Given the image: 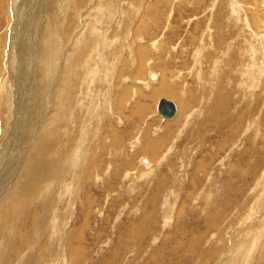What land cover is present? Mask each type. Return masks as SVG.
<instances>
[{
    "label": "rangeland",
    "instance_id": "obj_1",
    "mask_svg": "<svg viewBox=\"0 0 264 264\" xmlns=\"http://www.w3.org/2000/svg\"><path fill=\"white\" fill-rule=\"evenodd\" d=\"M134 1L116 0L121 16L133 4L139 9L128 30L114 18L120 27L113 30L108 12L99 28L106 0H85L78 15L71 0H0V202L37 139L47 133L57 143L42 158L47 179L35 196L0 208V264H264V0ZM94 2L103 5L100 20L84 32L92 18L83 11ZM142 21L147 28L137 38ZM91 38L95 47H84ZM72 48L87 54V66L96 55L99 74L86 75L83 63L67 74ZM149 74L157 79L150 83ZM158 78L176 89L175 98L148 99ZM121 88L130 94L118 109ZM159 98L176 105V118L156 115ZM158 140L154 173L138 178L150 157L140 149ZM90 151L94 176L84 180ZM76 228L80 238L69 240Z\"/></svg>",
    "mask_w": 264,
    "mask_h": 264
},
{
    "label": "bare ground",
    "instance_id": "obj_2",
    "mask_svg": "<svg viewBox=\"0 0 264 264\" xmlns=\"http://www.w3.org/2000/svg\"><path fill=\"white\" fill-rule=\"evenodd\" d=\"M53 0H49V3L48 4H51V2H52ZM73 3H74V7H75V9H77V15H78V11H79V9H81L82 7H83V3H84V1L85 0H71ZM89 1V0H88ZM96 2L98 1V0H95ZM118 1V0H117ZM130 2V0H126V3H129ZM134 1V0H133ZM140 1V0H139ZM159 1L160 0H156V2L157 3H159ZM167 1V0H166ZM111 2V3H110ZM116 2V0H106V4L107 5H109V6H107L108 8H106V7H104V9L105 10H103L104 12H101V11H99L97 8L100 6V8H103V5L102 4H99L98 5V3H95L94 2V4H96L95 6L92 4V6H91V8L85 13V11L87 10H85V11H83V15L85 16V19L86 18H88V17H86V16H88L89 14L91 15L90 17L92 18V20H88V23H87V28H85L84 27V29H83V31L84 32H87L90 28H91V26L89 27V25L90 24H92L91 22L92 21H95V20H100V19H97V17H98V15L100 14L101 16H102V18H101V26L102 27H99V28H102V29H104L105 28V26H106V21H107V17H106V12H108L109 14V24H110V28H112L113 30H115V29H119V25H118V27L116 26V25H114L113 24V20L115 19L116 21H117V19H118V21H122L121 23H123V21L125 22V24H124V27L122 26V27H120V28H123L124 30H128V28L130 27V22H131V20H130V22H129V19H132L133 18V16L132 15H134L135 14V12L139 9V8H134L135 7V4H133L134 5V7H131V6H133L131 3H130V7L131 8H123V15L121 16V12H122V9L121 10H119V11H116V7H113V5H114V3ZM135 2V1H134ZM134 2H132V3H134ZM140 2H142V1H140ZM155 2V3H156ZM172 2V1H171ZM72 3V4H73ZM93 3V2H92ZM117 3L118 4H120L119 2H116V6L118 7V5H117ZM125 3V5H124V7H126V4ZM165 3V2H164ZM167 3V2H166ZM140 4V3H139ZM142 4V3H141ZM141 4L140 5H138V6H141ZM168 4V3H167ZM63 5V4H62ZM129 5V4H128ZM155 5V4H154ZM153 5V6H154ZM49 6V5H48ZM90 6V5H89ZM169 6H170V4H169ZM168 6V7H169ZM113 8H115V9H113ZM120 8V7H119ZM132 8H133V11H130V10H132ZM97 10L100 12H98V15L96 14V12H97ZM126 10V11H125ZM127 12H129V14H130V16L128 15V13ZM107 15V16H108ZM119 17H118V16ZM136 15V14H135ZM117 16V17H116ZM238 16H240L239 15V13H238ZM89 17V18H90ZM100 17V16H99ZM105 17V18H104ZM136 17V16H135ZM144 17V16H143ZM88 18V19H89ZM114 18V19H113ZM123 18V20H121ZM124 18H125V20H124ZM244 18V17H243ZM81 19L83 20V18L81 17ZM141 19V18H140ZM230 19V18H229ZM246 19H247V17H246ZM248 20V19H247ZM127 21V22H126ZM153 21V20H152ZM232 21V20H231ZM53 22H54V20H53ZM108 22V21H107ZM233 22V21H232ZM95 23H97V22H95ZM94 23V24H95ZM99 23V24H100ZM117 23V22H116ZM248 23V22H247ZM94 24H92V26H94ZM108 24V25H109ZM127 24V25H126ZM147 23H145L144 21H142L140 24H139V30L138 29H135V30H138L137 31V33L135 34L136 35V37L137 38H139L140 37V34L139 33H142L141 32V28H142V30L143 29H145V28H147V27H145V26H147L146 25ZM153 24V23H152ZM250 24V23H249ZM252 24V23H251ZM250 24V25H251ZM54 25H55V27H56V23H54ZM107 25V26H108ZM155 25V24H154ZM254 25H256V24H254ZM114 26V27H113ZM72 28V27H71ZM152 28V27H151ZM228 28V27H227ZM91 29H93V28H91ZM123 29H120V30H123ZM52 30V29H51ZM75 30V29H74ZM111 30V29H110ZM229 30V29H228ZM232 30V29H231ZM252 30V29H251ZM90 31V30H89ZM92 31V30H91ZM94 31V30H93ZM98 31H99V29H98ZM103 31L104 30H102V32L100 31L99 32V37L97 38V39H99L98 40V47L97 48H99V50H100V47H102L101 45L103 44V42H104V40H105V33L107 32H104L103 33ZM146 31V30H145ZM224 31V30H223ZM49 32H52V31H47V33L49 34ZM109 32V31H108ZM124 32V31H123ZM226 32V31H225ZM224 32V33H225ZM230 32V31H229ZM238 32V31H237ZM90 33V32H89ZM98 33V32H97ZM115 33V32H114ZM118 33V32H117ZM116 33V34H117ZM54 33L52 32V34H51V36H50V38H49V41L51 40V39H55V35H53ZM96 34V33H95ZM85 35V34H84ZM127 35V34H126ZM134 35V36H135ZM228 35V34H227ZM246 35H248V34H246ZM250 35V34H249ZM259 35V34H258ZM90 36H92V33H90ZM125 36V35H124ZM123 36V37H124ZM251 36H252V34H251ZM94 36H92V38H93ZM97 37V36H96ZM109 37V36H108ZM78 38V37H77ZM82 37H80V39H81ZM84 38V37H83ZM82 38V39H83ZM91 38V40H89V39H87L86 41H85V45H84V47L85 46H87L88 45V48L89 49H91V42H92V44H93V48L95 47L94 45H95V41L93 40ZM251 38V37H250ZM48 39V38H47ZM86 39V38H85ZM109 39V38H108ZM123 39V38H122ZM224 39V38H223ZM84 40V39H83ZM83 40L82 41H80L81 43L83 42ZM236 40V39H235ZM79 41V40H78ZM119 42V41H118ZM122 42V41H121ZM132 42V41H131ZM137 42V41H136ZM105 44H107V43H105ZM111 44H113V43H111ZM111 44H107L109 47H110V45ZM244 44H246L247 45V43H244ZM249 44H252V43H248V46H249ZM233 45V44H232ZM231 45V46H232ZM245 45V46H246ZM73 46V45H72ZM104 47H105V45H103ZM108 46H106V48H104V50L105 49H107V47ZM228 46H230V43H228ZM227 46V47H228ZM240 46H241V44H240ZM252 46V45H251ZM250 46V47H251ZM243 47V46H242ZM74 48V47H73ZM73 48L71 49V51H69V53H73V55L72 56H70V54L67 56L68 57V59L69 60H71L72 62H71V64H70V67H69V70L67 71V74H71L70 73V71H73V69H75V68H77V66H75V65H82V63L84 64L83 65V68L86 70V68H87V71H86V75H88L89 76V74H92V70H93V72H95V75H97V73L99 74V69H97V67H94V65H93V57L94 56H96V55H94V56H92L93 54V52L91 53V51L92 50H90V54H92V55H90V57H91V61H90V63H89V66H87V58H88V56H87V54H85L84 53V51H82V52H80V50H78L76 53H78L77 55H76V53H74V52H72V50H73ZM92 48V49H93ZM122 48V47H121ZM229 48V47H228ZM252 48V47H251ZM123 49V48H122ZM141 47H139L138 49H136V52H139V54H138V58H139V60L141 59L142 60V57H141V55H142V51H141ZM86 50V49H85ZM96 50H98V49H96ZM228 50V49H227ZM231 50V49H230ZM94 51V54H96L95 53V50H93ZM101 51V50H100ZM226 51V50H225ZM80 52V53H79ZM224 51H222V53H223ZM229 52V51H228ZM236 52V51H235ZM235 52H233V58H234V60H235ZM238 52V51H237ZM103 53H105V52H103ZM102 53V54H103ZM118 53V52H117ZM260 53V52H259ZM99 54V53H98ZM238 54V53H237ZM236 54V55H237ZM100 55H101V53H100ZM144 55V54H143ZM231 55V54H230ZM102 56V55H101ZM101 56H98V58H100ZM105 56H107V55H105ZM118 55H116V57H117ZM244 56V55H243ZM251 56V55H250ZM103 57V56H102ZM108 58H109V56H107ZM107 57H106V59H107ZM96 58H97V56H96ZM96 58H94V59H96ZM83 59H84V61H83ZM101 59V58H100ZM105 59V60H106ZM69 60H67V61H69ZM99 60V59H98ZM229 60H231L230 58H229ZM109 61V60H108ZM96 62V61H95ZM49 63H47V65L46 66H49L48 65ZM105 64V62H103V65ZM218 64H219V62H218ZM250 64V63H249ZM102 64H101V66H103ZM112 65V64H111ZM248 65V64H247ZM247 65H246V67H247ZM139 67V66H138ZM215 67V66H214ZM236 67H237V64H236ZM242 67V66H241ZM249 67V66H248ZM99 68H101L100 67V64H99ZM49 69V67H47V69L46 70H48ZM233 69H235V68H233ZM237 69V68H236ZM51 70V69H50ZM54 70V69H53ZM230 70V69H229ZM248 70H250V69H248ZM52 71V70H51ZM51 71H50V74H51ZM112 71H114V70H112ZM261 71V70H260ZM46 72V71H45ZM65 72V71H64ZM64 72L62 71V74H64ZM214 72V71H213ZM234 72H236V71H233V73ZM246 72H248V71H246ZM54 73V72H53ZM103 73V72H102ZM110 73L112 74V72L110 71ZM230 73V72H229ZM47 74V73H46ZM58 74V73H57ZM66 74V75H67ZM105 74V73H104ZM107 74V73H106ZM140 74H142V73H140L139 72V68H137L136 70H135V72L131 75V77L133 76V79H135L136 80V78H138V77H140ZM214 74H216V72L214 73ZM245 74V73H244ZM49 74H47V76H48ZM82 75H85V73H83L82 72ZM154 75V74H153ZM47 76H46V78H47ZM53 76H55V75H53ZM142 76V75H141ZM233 76L235 77L236 76V73L235 74H233ZM238 76V75H237ZM241 76H243V75H241ZM69 77V76H68ZM68 77H66L65 79L64 78H62L63 80H62V87H65L64 86V81H66V85H68L67 84V80L69 79ZM98 77V76H97ZM157 77V75L155 76L154 75V79H152V80H150L148 77V80H149V82L151 83V82H153L155 79H157L156 78ZM159 77V76H158ZM95 78V77H94ZM101 78V77H100ZM107 78V77H106ZM170 78V77H169ZM237 78V77H236ZM45 79V78H44ZM43 79V80H44ZM159 79V78H158ZM162 79V78H161ZM92 80V79H91ZM90 80V81H91ZM94 80V79H93ZM99 80V79H98ZM140 80V79H139ZM222 80V79H221ZM239 80V79H238ZM242 80V79H241ZM251 80V79H250ZM249 80V81H250ZM46 81V80H45ZM82 81V80H81ZM80 81V82H81ZM137 81V80H136ZM83 82H85V81H83ZM141 82V81H140ZM149 82H145V85L148 87V83ZM244 82V81H243ZM43 83H44V81H43ZM94 83V82H93ZM98 83V82H97ZM168 83L167 82H164V80L162 79L161 81H160V79L158 80V85H157V87H153V88H150V90H149V92H150V94L149 95H147L148 96V99L150 98V97H152L153 99L154 98H156V97H158V96H167V97H174L175 98V88L174 89H172L169 85H167ZM170 84V83H169ZM174 84V83H173ZM47 85V84H46ZM45 85V86H46ZM51 85V84H50ZM49 85V86H50ZM91 85V84H90ZM171 85V84H170ZM243 85V84H242ZM88 86H89V84H88ZM91 86H94V85H91ZM140 86V85H139ZM145 86V87H146ZM219 86V85H218ZM47 87H48V85H47ZM46 87V88H47ZM51 87V86H50ZM67 87V86H66ZM65 87V88H66ZM69 87V86H68ZM83 87V86H82ZM146 87V88H147ZM49 88V87H48ZM47 88V89H48ZM92 88H94V87H92ZM59 89V88H58ZM90 89H91V87H90ZM122 89V88H121ZM148 89H149V87H148ZM61 90V89H60ZM63 90H64V92H65V89L63 88ZM85 90V89H84ZM101 90V89H100ZM91 91V90H90ZM96 91V90H95ZM94 91V93H96ZM107 91L108 90H106V88L104 87V91L103 92H105V94H106V96H103V98H104V103H105V99H106V97H107ZM58 92L59 93H61L59 90H58ZM58 93V94H59ZM91 93V92H90ZM93 93V92H92ZM91 93V94H92ZM141 93V92H140ZM62 94V93H61ZM85 94V93H84ZM109 94V93H108ZM129 90L128 89H125V88H123L122 89V91L119 93V95L117 96V104H119L118 105V109L121 107V105H122V101L123 100H125L126 98H127V96L129 97ZM63 95H64V93H63ZM89 95V94H88ZM94 95L95 94H92V98H95L94 97ZM104 95V94H103ZM91 96V95H90ZM97 96V95H96ZM219 96V95H218ZM83 97H84V95H83ZM82 97V98H83ZM220 97V96H219ZM224 97H226V96H224ZM151 98V99H152ZM91 99V98H90ZM223 99V98H222ZM221 99V100H222ZM89 100V99H88ZM108 100V99H107ZM221 100H220V102H221ZM93 101V100H92ZM95 101V100H94ZM229 101V100H228ZM172 102V101H171ZM90 103V102H89ZM88 103V104H89ZM101 103V102H100ZM173 103V102H172ZM216 103V102H215ZM218 103V102H217ZM140 104V103H139ZM138 104V105H139ZM154 104V103H153ZM174 104V103H173ZM91 105V104H90ZM92 105H95V104H92ZM137 105V104H136ZM219 105V104H218ZM89 107V106H88ZM114 107V106H113ZM174 107H175V113H174V116H173V118L176 116L177 117V115H178V113L176 114V105L174 104ZM183 107H185V106H183ZM250 107V106H249ZM218 108H219V106H218ZM222 108V107H221ZM142 109H144V107L142 108ZM226 109V108H225ZM86 110H88V109H86ZM134 110H135V108H134ZM133 110V111H134ZM218 110V109H217ZM244 110H246V109H244ZM139 111H140V109H139ZM89 112V111H88ZM94 112V111H93ZM101 112V111H100ZM244 112V111H243ZM119 113V112H118ZM135 113V112H134ZM136 114V113H135ZM85 115V114H84ZM95 115H97V113H95ZM141 115V114H140ZM220 115V114H219ZM175 117V118H176ZM188 117V116H187ZM76 118V117H75ZM98 118V117H97ZM214 118H215V116H214ZM213 118V119H214ZM217 118V117H216ZM168 120H170V119H168ZM171 120H172V118H171ZM217 120V119H216ZM218 121V120H217ZM214 122V121H213ZM60 123V122H59ZM76 123V122H75ZM75 123H73V125H75ZM245 123V122H244ZM71 124V123H70ZM69 126V125H68ZM70 127V126H69ZM71 128V127H70ZM77 128H78V125H77ZM164 129H165V132L166 131H168L170 128L169 127H165L164 126ZM68 130V129H67ZM71 131H72V128H71ZM170 131V130H169ZM170 132H172V131H170ZM89 133V132H88ZM167 133V132H166ZM83 137V136H82ZM102 137V136H101ZM166 137H167V135H166ZM54 137H48V134L46 133L41 139H37V141H36V143H35V146L32 148V151L31 152H29L28 153V155L27 156H25V159H24V164H23V167H22V172L19 174V175H17V178H16V181H15V186H14V188H13V190L12 191H9V193L4 197V199L2 200V202H0V208L2 207V208H4L5 207V205H6V203L7 202H10V201H12V200H16V201H18V200H23L24 198H27L28 199V201L31 199V197L32 196H35L34 194H35V185L37 184V183H39L40 182V180H43V182L47 179V178H45V179H43L44 178V176H46L45 174H43L42 173V170L44 169L42 166L44 165H42V158H44V154L46 153V151L49 153L50 152V150H51V147L53 146V145H56L57 143H53L51 140L53 139ZM71 139H72V143H74V141L77 139V136L76 137H70ZM31 139V138H30ZM57 139V138H56ZM63 139V138H62ZM71 139L70 140H68L70 143H71ZM75 139V140H74ZM161 139H162V137H161ZM163 141H164V139H162ZM67 141V142H68ZM85 141H86V136H84L83 138H82V142L81 141H79L78 140V142H81L80 144H78V146H77V150H76V156H79L81 153H80V149L82 150H84L85 149ZM89 141V140H88ZM136 141H138V140H136ZM150 141V140H149ZM159 141L160 140H158V141H152V143L151 142H144V143H146V144H144L143 146H142V148L140 149V152L142 153V154H144L145 152L146 153H148L147 155H150V157H147L146 158V160H144V162H145V165H146V167L143 169L142 167L140 168L141 170H139L138 171V173L140 172V173H142V172H145V173H143L141 176L139 175L138 176V178L139 177H144V176H150L151 177V175L154 173V169H152L151 167H152V165L154 166V164L152 163V161L153 162H156V160L157 159H155V158H158V157H156L155 155H157V153H158V151L156 150V148L157 147H159L160 145H161V143H160V145L158 144L159 143ZM162 141V142H163ZM56 142H59V141H56ZM133 142H135V140H133ZM132 142V143H133ZM161 142V141H160ZM167 144V143H166ZM135 145V144H134ZM132 146V145H131ZM56 147V146H55ZM67 147H69V146H67ZM148 147L151 149V151L152 152H154V154H152L151 153V151H149L148 150ZM59 148H61V147H59ZM63 149H64V147H62ZM62 148H61V150H62ZM66 151V150H65ZM86 151V150H85ZM59 152V151H58ZM64 152V151H63ZM62 152V153H63ZM67 152V151H66ZM61 153V154H62ZM92 153H93V151H90L89 152V157L87 158L88 159V165L86 166V169H87V173L85 172V173H83V179L84 180H87V179H90V176H94V171L92 170V166H93V164L95 163V158H94V160H93V157H92ZM54 154V153H53ZM84 154H85V152L83 151V153L81 154V160H82V156H84ZM64 155V154H63ZM146 155V156H147ZM68 156V155H67ZM155 156V157H154ZM54 157V156H53ZM56 157H57V153H56ZM61 157V156H60ZM59 157V158H60ZM70 157V156H69ZM72 158V157H71ZM77 158V157H76ZM92 158V159H91ZM54 159V158H53ZM58 160V159H57ZM62 160V159H61ZM78 160V159H77ZM47 161V160H46ZM80 161V160H79ZM50 163V162H49ZM139 163H141V161L139 162ZM73 164V163H72ZM86 164V163H85ZM51 165V164H50ZM52 166V165H51ZM59 166V165H58ZM57 166V167H58ZM62 166V165H61ZM72 166V165H71ZM142 166V165H141ZM46 167V166H45ZM57 167H56V169H57ZM59 168V167H58ZM47 169H49V167H47L46 168V170ZM53 169H55V168H53ZM60 170V169H59ZM96 170V169H95ZM147 170V171H146ZM45 171V170H44ZM48 171V170H47ZM50 171V170H49ZM80 172V170H79V168H78V170L75 172V174L76 173H79ZM49 173V172H48ZM47 173V174H48ZM51 173V172H50ZM49 173V174H50ZM56 173V172H55ZM74 174V175H75ZM65 174H62V175H60L59 174V176L58 177H56L57 178V181H58V179H59V184L58 185H61L62 186V188L64 187V185L66 184V179H65V176H64ZM50 176V175H49ZM53 176H55V174L53 175ZM74 177V176H73ZM145 177V178H146ZM158 177V176H157ZM157 177H155V178H157ZM55 178V177H54ZM69 178V177H68ZM77 179H79V177L76 175L75 176V183H76V186L78 185V180ZM141 179V178H140ZM49 180H51V179H48V181ZM159 181V180H158ZM162 181V180H161ZM160 181V182H161ZM164 181V180H163ZM50 182V181H49ZM55 182V181H54ZM156 183V185H157V187L159 186V182L157 183V182H155ZM162 183H164V182H162ZM161 184V183H160ZM191 184H192V182H191ZM57 185V184H56ZM155 185V186H156ZM39 186V185H38ZM70 186H72V182H70V184H68L67 185V189L70 187ZM39 187H42V186H39ZM43 187H44V185H43ZM230 187V186H229ZM46 188V187H45ZM45 188H43V190L45 189ZM39 190V189H38ZM42 190V191H43ZM47 190V189H46ZM68 190H71V187L68 189ZM232 191V190H231ZM53 192V191H52ZM59 192V191H58ZM72 192V191H71ZM36 193H37V191H36ZM43 194V193H42ZM47 194V193H46ZM39 195V194H38ZM51 195V194H50ZM58 196V195H57ZM77 196V194H75V196L73 197V199L75 198ZM89 195H87V197H88ZM50 197V196H49ZM53 197V196H52ZM52 197H51V200H52ZM59 197V196H58ZM23 198V199H22ZM46 199H47V197H46ZM76 199V198H75ZM88 199V198H87ZM91 199H94L93 197L91 198L90 197V201H89V204H90V202H91ZM24 201V200H23ZM19 203V202H18ZM45 203V202H44ZM88 203V202H87ZM88 204V205H89ZM18 205V204H17ZM20 205V204H19ZM54 205V204H53ZM43 206H45V205H43ZM56 206V205H55ZM19 207V206H18ZM21 207V206H20ZM1 208V209H2ZM5 209V208H4ZM3 210V209H2ZM19 209H17V211H18ZM10 211V210H9ZM12 211V210H11ZM11 211L9 212V213H11ZM20 211V210H19ZM7 212V211H6ZM14 212H16L15 210H14ZM55 212V211H54ZM220 213V212H219ZM1 214H2V211H1ZM4 214V213H3ZM6 214V213H5ZM56 214V213H55ZM14 215V214H13ZM16 215H18V214H16ZM26 215V214H25ZM61 215V214H60ZM5 216V215H4ZM3 216V217H4ZM9 216V215H8ZM32 218V217H31ZM57 218V217H56ZM9 219V218H8ZM60 220V219H59ZM65 220V219H64ZM13 221H15V220H13ZM33 222V221H32ZM57 222V221H56ZM59 222V221H58ZM84 223H85V221H84ZM61 226V225H60ZM260 226V225H259ZM132 232V231H131ZM56 234V233H55ZM66 234H68V237H70L69 238V240H72L73 241V238L74 237H77L78 236V234H79V236H78V238H80V236H81V229H78V228H76V229H74V230H70V232H68V233H66ZM68 237H67V239H68ZM19 238V237H18ZM22 238V237H21ZM132 238V237H131ZM19 240V239H18ZM48 240V239H47ZM77 241H78V239H77ZM22 242V245L23 244H25V242H24V240H22L21 241ZM240 242V241H239ZM20 244V243H19ZM261 244V243H260ZM20 246V245H19ZM68 246H70V245H68ZM15 247V246H14ZM71 247V246H70ZM29 248V247H28ZM72 248V247H71ZM81 248V247H80ZM45 249V248H44ZM17 250V249H16ZM15 250V251H16ZM77 251H79V250H77ZM76 251V252H77ZM75 252V251H74ZM73 252V253H74ZM75 252V253H76ZM6 253V252H5ZM71 253V252H70ZM74 253V254H75ZM52 254V253H51ZM71 255V254H70ZM79 256V255H78ZM42 259V258H41ZM44 259V258H43ZM26 262V261H25ZM256 264V263H255Z\"/></svg>",
    "mask_w": 264,
    "mask_h": 264
},
{
    "label": "water",
    "instance_id": "obj_3",
    "mask_svg": "<svg viewBox=\"0 0 264 264\" xmlns=\"http://www.w3.org/2000/svg\"><path fill=\"white\" fill-rule=\"evenodd\" d=\"M148 78L152 80L154 79V75L149 74ZM155 113L163 120L171 119L175 113L174 104L166 98H159L155 105Z\"/></svg>",
    "mask_w": 264,
    "mask_h": 264
}]
</instances>
